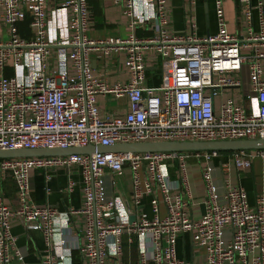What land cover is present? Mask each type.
<instances>
[{
  "label": "built area",
  "instance_id": "obj_1",
  "mask_svg": "<svg viewBox=\"0 0 264 264\" xmlns=\"http://www.w3.org/2000/svg\"><path fill=\"white\" fill-rule=\"evenodd\" d=\"M49 1L0 0L8 32L0 42V151L264 139L263 1L255 6L258 32L250 27L242 37L229 33L226 0H214L218 32L198 37L194 27L183 35L167 31L169 0H113L132 33L106 41L87 36L89 0H57L65 33L52 36ZM237 7L251 22L252 0H237ZM28 17L31 38L22 37L19 29ZM151 28L152 37L136 34ZM122 53L129 80L110 86L95 75L91 55L108 61ZM152 54L163 59L166 82L145 88ZM230 89L241 91L251 107L226 98ZM98 96L125 97L129 111L105 118ZM220 158H228L237 171L248 170L256 160L264 161V150L0 159L1 178H12L16 186L15 207L0 193V264H26L27 252L12 232L15 223L43 234L50 256L40 264H75V259L79 264H125V238L137 248L136 264H264V198L250 206L245 189L226 180L228 168L216 165ZM191 161L201 168L205 191L199 219L191 215L188 200ZM51 170L67 172L68 192L81 185L79 209L35 203L34 173ZM126 176L129 184L121 185ZM50 180L46 175L47 196ZM185 233L204 251V262L177 258V240Z\"/></svg>",
  "mask_w": 264,
  "mask_h": 264
},
{
  "label": "crops",
  "instance_id": "obj_2",
  "mask_svg": "<svg viewBox=\"0 0 264 264\" xmlns=\"http://www.w3.org/2000/svg\"><path fill=\"white\" fill-rule=\"evenodd\" d=\"M259 1L252 0L253 16L252 21L248 22L245 18L244 12L239 11L237 7V0H226L224 4L225 17L228 25L229 33L242 37L247 30L252 27L254 31L260 30L258 21V12L255 6ZM57 0H50L48 7V29L52 36L56 37L65 33V16L62 11L57 9ZM168 22L167 31L171 35H183L190 32L192 28L195 30V35L198 37H206L216 35L218 32V19L216 15V6L214 0H200L192 4L190 0H169L168 2ZM90 9V29L87 36L94 41H106L110 39H126L131 33L132 29L128 24V19L124 16L122 9L116 6L113 0H89ZM0 11V42L6 40L8 32L4 26ZM30 18H27L29 21ZM19 24L21 32H25L24 26L27 22ZM30 31V29H28ZM20 32L21 36L22 33ZM139 37H152L154 35L151 28L148 33L137 31ZM24 37V36H22ZM25 38H31L26 36ZM94 73L101 77L108 85L126 84L129 80V74L126 68L125 54H119L115 58L102 61L98 59L97 54L91 55ZM163 59L152 54L149 61L146 63V80L144 82L145 88H157L164 85L166 78L163 73ZM244 88L249 89V76L247 70L243 72ZM226 98H233L238 102L243 101L241 91L230 89L225 93ZM97 105L100 114L105 118H115L124 116L128 111L127 98H116L114 96H98ZM245 107L250 108L249 101L244 102ZM216 165H224L228 169L225 174L227 181L233 185H241L248 196L250 206L254 207L260 198H264V161L256 160L251 169L236 170L229 162L228 158H220L216 160ZM189 183L191 188V197L188 198L191 204L190 213L195 219H199L204 214V197L205 191L201 177L200 166L191 161L189 163ZM49 176L51 178L48 182V187L51 190L49 196L44 193V188L37 193V189L33 190V200L35 203L43 205L50 204L56 206L61 211H66L70 208L79 209L82 206V190L79 185L73 192L66 190L67 186V172L64 170H51L48 172L37 171L34 173L33 182L36 178L41 176L44 178ZM11 180L10 189H5V182ZM5 182H0V193L11 203L16 206V186L12 178L7 177ZM129 184V176L120 180V184ZM37 194V195H36ZM146 212L150 214L149 208ZM165 216L166 210L164 206L161 207ZM13 235L17 238V244L20 248L27 252L26 264H40L42 259L48 258L50 255L46 252L45 239L42 233L27 230L21 223H15L13 227ZM177 258L188 262L202 263L205 261V253L194 246L191 233H185L177 240L176 245ZM139 255L135 245L130 246L127 243V238L124 239V252L121 258L125 264H136ZM75 264L79 261L75 259Z\"/></svg>",
  "mask_w": 264,
  "mask_h": 264
},
{
  "label": "water",
  "instance_id": "obj_3",
  "mask_svg": "<svg viewBox=\"0 0 264 264\" xmlns=\"http://www.w3.org/2000/svg\"><path fill=\"white\" fill-rule=\"evenodd\" d=\"M264 150V139L237 140L223 142H147L139 144L116 145L113 147H93L61 149H36L0 151V159L64 157L74 154L90 155L98 153H185V152H238Z\"/></svg>",
  "mask_w": 264,
  "mask_h": 264
},
{
  "label": "rangeland",
  "instance_id": "obj_4",
  "mask_svg": "<svg viewBox=\"0 0 264 264\" xmlns=\"http://www.w3.org/2000/svg\"><path fill=\"white\" fill-rule=\"evenodd\" d=\"M27 35H28L29 37H32V36H33V33H32L31 31L28 30V31H27ZM6 73H7V76H8V77L11 76V74H12V69H11V67L8 66V67L6 68ZM173 171H175V168L171 170V174H172V175L174 174ZM40 179H41V178H38V179L36 180V182H35V183L33 182V184L31 185L33 190H35V189H40V186H39L38 188H36V185L40 184V181H41ZM0 182H5V180L2 179L1 176H0ZM11 184H12V183H11V180H7V182H5V189H7V191L10 189V185H11ZM162 216L164 217L163 212H162Z\"/></svg>",
  "mask_w": 264,
  "mask_h": 264
},
{
  "label": "trees",
  "instance_id": "obj_5",
  "mask_svg": "<svg viewBox=\"0 0 264 264\" xmlns=\"http://www.w3.org/2000/svg\"><path fill=\"white\" fill-rule=\"evenodd\" d=\"M24 29H25V32H21V30H20V32L22 33V36L26 37V36H28V35H27V31H28V29H29V21H27V22L25 23ZM219 153H221L222 155H229V154H231V153H233V152H219ZM38 178H41V179H40L41 181H40V184L36 185V188H38V187L40 186V189H37V193H39V191H40L41 189L44 188V193L46 194V192H45V182H44V178L41 177V176H39V177H37L35 180H37ZM34 183H35V182H34ZM40 192H42V191H40ZM39 194H40V193H39ZM36 195H37V194H36Z\"/></svg>",
  "mask_w": 264,
  "mask_h": 264
}]
</instances>
